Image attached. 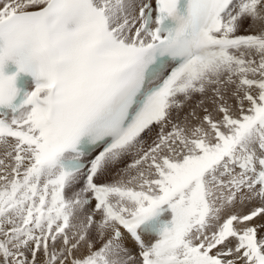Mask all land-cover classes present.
I'll return each instance as SVG.
<instances>
[{"label": "snow or ice", "instance_id": "6c2138e0", "mask_svg": "<svg viewBox=\"0 0 264 264\" xmlns=\"http://www.w3.org/2000/svg\"><path fill=\"white\" fill-rule=\"evenodd\" d=\"M0 264H264V0H0Z\"/></svg>", "mask_w": 264, "mask_h": 264}, {"label": "bare ground", "instance_id": "6f19581e", "mask_svg": "<svg viewBox=\"0 0 264 264\" xmlns=\"http://www.w3.org/2000/svg\"><path fill=\"white\" fill-rule=\"evenodd\" d=\"M249 207H250V206H249ZM247 210H248L247 208L244 209V211H247Z\"/></svg>", "mask_w": 264, "mask_h": 264}]
</instances>
